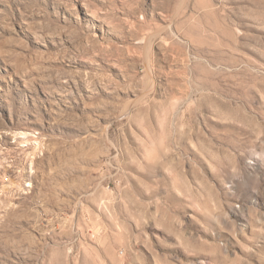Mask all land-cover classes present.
<instances>
[{
    "label": "rangeland",
    "instance_id": "obj_1",
    "mask_svg": "<svg viewBox=\"0 0 264 264\" xmlns=\"http://www.w3.org/2000/svg\"><path fill=\"white\" fill-rule=\"evenodd\" d=\"M0 264H264V0H0Z\"/></svg>",
    "mask_w": 264,
    "mask_h": 264
},
{
    "label": "bare ground",
    "instance_id": "obj_2",
    "mask_svg": "<svg viewBox=\"0 0 264 264\" xmlns=\"http://www.w3.org/2000/svg\"><path fill=\"white\" fill-rule=\"evenodd\" d=\"M33 154H34V153H33ZM25 156H26V155H25ZM7 172H8L9 174H11L12 176H14V166H12L11 169H8ZM9 176H10V175H9ZM17 182H18V181H17ZM17 182H16V181H13V180H10V186H11V187H18V188H20V186L17 184ZM10 186H5V187H4L5 191L9 192Z\"/></svg>",
    "mask_w": 264,
    "mask_h": 264
}]
</instances>
